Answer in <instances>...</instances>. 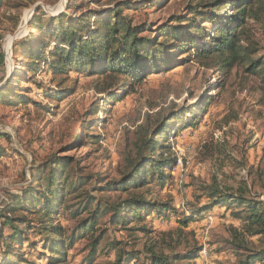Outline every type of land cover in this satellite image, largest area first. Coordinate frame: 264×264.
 I'll return each mask as SVG.
<instances>
[{"label":"trees","instance_id":"16d2710c","mask_svg":"<svg viewBox=\"0 0 264 264\" xmlns=\"http://www.w3.org/2000/svg\"><path fill=\"white\" fill-rule=\"evenodd\" d=\"M170 1L126 0L113 9L86 10L76 18L67 14L55 18L33 17L29 22L28 37L14 49L16 55L22 49L25 57L18 77L22 84L3 86L0 89L1 105L16 106L29 101L39 106L20 94L21 85L27 80L25 74H49V82L59 87L57 78L65 81L70 79L71 73H84L90 77H103L104 81L95 86V93L102 100L98 98L89 104L83 114L87 120L82 126H88L91 121L100 123L98 114L104 113L108 102L132 93L133 83L143 75L171 71L184 66L191 57L206 69L222 75L240 69L247 77H260L264 89V56H260L259 44L252 35L253 25L264 18L262 0ZM27 3L0 0V8L5 4L18 11L26 8ZM68 6L72 7L70 0ZM175 6L176 11L171 12L163 23L151 22L147 13L137 15L135 12L138 7L170 11ZM125 12L131 15H125ZM152 31L160 34V40L152 38ZM33 83L37 89H43L40 83ZM221 89L222 85L219 91ZM65 93L49 89L44 95L53 98ZM190 114L195 115V112ZM170 115L163 117L148 133L140 129L133 148L139 151L138 158H127L126 170L115 178L83 174L79 160L69 156H54L31 168L27 188L21 195L10 194L0 211L1 225L11 230L10 234L0 230L4 264H16V261L34 264L21 260L23 243L27 241L29 249L40 244L45 251L52 252L54 264H61L65 257L59 247L68 250L81 241L84 242L87 264L98 253L113 254V260L105 264H128L139 257L142 258L140 264H193L200 248L189 244L185 248L183 231L195 216L219 206L235 207L231 217L243 222V234L258 238L262 245L251 253L242 242H236L235 250L246 253L239 264H264V201L252 195L246 184L236 190L221 189L217 185L207 187L204 205L193 206L190 216L176 220V229L155 232L149 217L157 214L159 218L169 211L175 213V208L171 201L154 196L150 188L141 189L153 175L163 186L170 177L164 172L175 165V159L163 156V152L169 150V146L162 144L163 139L172 135L177 118ZM186 121L188 123L190 119ZM98 137L88 135V143H96ZM78 143L76 134L63 149L72 151ZM40 182L45 183L44 190L37 189ZM59 207L65 213L66 224L58 222ZM17 211H26L31 218L26 213L16 215ZM25 231L34 232L38 243L26 240L23 237ZM109 231L126 233L132 243L129 239L113 238L100 248ZM140 243L141 249L137 250ZM37 254L39 258L44 257L43 253Z\"/></svg>","mask_w":264,"mask_h":264},{"label":"rangeland","instance_id":"374dc122","mask_svg":"<svg viewBox=\"0 0 264 264\" xmlns=\"http://www.w3.org/2000/svg\"><path fill=\"white\" fill-rule=\"evenodd\" d=\"M15 1L28 2V5L18 11L5 4L0 8V89L7 83L22 84L18 77L25 57L22 49L17 55L14 49L28 37L33 17L55 18L67 14L76 18L86 10L113 9L126 0H70L72 7L68 6V0ZM176 1L185 3L188 0ZM262 2L264 4V0ZM176 9L177 6L170 11L138 7L135 12L137 15L147 13L149 21L163 23ZM125 15L131 13L125 12ZM252 32L263 57L264 18L253 25ZM151 35L160 40L159 33L152 31ZM25 76L27 80L21 85L20 94L39 106L29 101L16 106L0 103V134L6 135L0 137L3 152L0 154V211L10 194L21 195L27 188L31 168L54 156L79 160L83 174L117 177L126 170L127 158L135 160L139 156V151L133 148L140 129L148 133L168 114L177 118L172 135L163 139L162 144L169 146L163 156L175 159V165L164 172L170 177L163 186L153 175L141 189L150 188L154 196L171 201L175 208V213L169 211L159 218L157 214L149 217L156 233L176 229V220L190 216L193 206L204 205L207 187L217 185L221 189L236 190L246 184L252 195L264 201V89L260 77H247L240 69L222 75L206 69L191 57L184 66L171 71L143 75L133 83L132 93L108 102L104 113L98 114L100 123L91 121L88 126H82L87 120L83 114L89 104L98 98L102 100L95 93V86L104 81L103 77L71 73L68 80L57 78L56 82L60 83L56 87V83L49 82V74L35 72ZM33 82L40 83L43 89H37ZM49 89L66 93L51 98L44 95ZM188 118L190 121L186 123ZM76 134L79 138L76 148L65 152L63 148ZM88 135L99 136V140L89 144ZM37 189L44 190L45 183L40 182ZM235 210V207H214L189 222L183 231L182 243L185 248L188 244L200 248L193 264H239L246 253L235 250L236 242H242L251 253L262 246L258 238L243 234V222L231 217ZM24 213L31 218L26 211L15 212L18 216ZM57 214L58 222L66 224L61 207ZM1 224L0 218V230L10 234L11 230ZM23 237L37 243L39 240L32 231H25ZM113 238L129 239L132 243L126 233L109 231L100 248ZM28 244V241L23 243L21 260L54 264L52 252L45 251L40 244L29 249ZM141 244L137 245V250L141 249ZM83 248V241L68 250L59 247L65 254L61 264H87ZM37 253H43L44 257L39 258ZM112 260L113 254L98 253L89 264H105ZM4 262L0 244V264ZM141 262L139 257L128 264ZM16 264L23 263L16 261Z\"/></svg>","mask_w":264,"mask_h":264}]
</instances>
